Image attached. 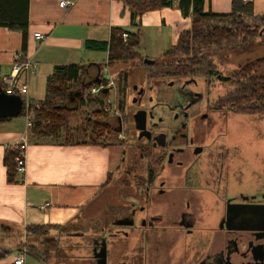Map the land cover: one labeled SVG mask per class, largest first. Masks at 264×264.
Masks as SVG:
<instances>
[{"label":"flooded vegetation","instance_id":"obj_1","mask_svg":"<svg viewBox=\"0 0 264 264\" xmlns=\"http://www.w3.org/2000/svg\"><path fill=\"white\" fill-rule=\"evenodd\" d=\"M198 85L190 78L165 101L148 97L154 103L137 111H145L142 130L132 115L135 140L129 144L131 151L121 150L119 163L126 165L123 171L137 190L119 209L121 215L111 225L115 229L105 234L103 229L94 241L95 257L105 241L106 264H264V198L233 196L237 200L231 202L228 197L222 146L229 129L211 137L214 111L206 99L205 110H200L205 97L191 90ZM139 92L134 102L140 105L145 91ZM115 116L110 120L116 119L117 129L131 125L130 116ZM210 195L217 199L215 218ZM133 237L139 250L130 247L125 256L119 243ZM215 245L220 247L217 252L212 251Z\"/></svg>","mask_w":264,"mask_h":264},{"label":"rangeland","instance_id":"obj_2","mask_svg":"<svg viewBox=\"0 0 264 264\" xmlns=\"http://www.w3.org/2000/svg\"><path fill=\"white\" fill-rule=\"evenodd\" d=\"M244 23L251 24V21L247 19L244 20ZM246 30L257 36L264 35V26L261 25ZM257 38L255 37V42L258 41ZM171 45L168 38L159 46L143 39L136 48V52L139 54L138 59L114 61L109 65H107V53L105 52H95L86 58L97 65L94 67L83 65V68L88 70L85 78L84 76L82 78L83 82H92L93 77L99 72V78L103 74L113 82L112 88L106 94L96 95H91L87 90L84 98L88 97L90 102L87 101L83 107L73 110L67 117L65 126L53 139H40L39 141L62 142L65 140L64 138H67L69 142L76 145L88 146L92 142L97 143L108 147L112 153L116 151L118 153L117 163L113 164L112 162L107 184L95 200L86 205L79 221L66 226H46L44 228L29 226L22 230L7 226L0 237V255L24 254L26 264H42L37 258L45 264H94L93 261L90 263L79 259L77 255L86 254L89 255V258L91 257L89 244L99 237L103 229L104 234L115 229L111 225L121 215L118 213L119 209L125 208L126 204L131 201V195L137 190L134 188L132 177L125 175L123 171L126 169V165L119 163L121 150L126 148L131 151L133 146H129V144L135 140L132 135V115L139 109H149L154 100L151 103L148 101V97L156 101H165L169 96L174 95L179 84L190 78L199 83L191 90L200 91L205 97L200 110H205V99L213 107V118L216 124L211 132V137L226 128L229 129L228 141H225L226 146L222 147L226 151L224 152V162L229 171L228 197L231 202L237 200L233 196H239L238 199L255 197L259 200L262 197V200L264 198V112L254 115L238 114L233 105L223 102L230 94L236 93L234 82L237 80L235 74L238 67L244 64L248 58L253 59L264 55V49L257 48V51L253 50L247 53L237 50L230 51L224 43L223 47H211L208 51L209 55L204 54L206 61L203 62H208L210 65L201 66L203 70L207 67L211 68L214 76H210L201 75L200 65L197 67L193 64L199 61V57L203 54L197 56L191 52L189 56L177 55L170 50ZM201 50L204 53L207 52L205 48ZM145 59L153 60L155 64H143ZM179 66H184L185 71L188 69L192 71L184 76L183 74L186 72L179 73V70L176 69ZM39 77L28 82V92L33 97L28 100L29 103L32 101L36 104L37 101L44 99L46 79L42 76ZM170 83H173L172 88L168 87ZM138 90L145 91L140 105L134 102L136 98L139 99ZM98 102L108 105L112 110H117L118 114L115 117L119 118L125 114L130 116L131 125H123L120 132L124 139L121 138L119 132L115 131L118 126L114 118L107 120L109 127L112 128L102 129L101 119L94 112L100 108ZM71 103L73 102L71 101ZM258 104L260 101L256 102V105ZM216 112L226 113L227 118H222V114L217 115ZM14 118L24 121L23 116ZM130 158L132 157L130 156ZM204 158L205 156L201 161H204ZM209 200L212 201L214 209H208L212 211L211 217L215 218L217 216V199L210 195ZM119 245H121L120 248L123 249L125 256L131 251L130 247L131 249L134 247V252L139 250L135 237L131 241L125 244L121 242ZM35 257L37 258L35 259Z\"/></svg>","mask_w":264,"mask_h":264},{"label":"crops","instance_id":"obj_3","mask_svg":"<svg viewBox=\"0 0 264 264\" xmlns=\"http://www.w3.org/2000/svg\"><path fill=\"white\" fill-rule=\"evenodd\" d=\"M59 1L62 0H29L24 53L21 34L0 27V79L10 73L15 56L21 53L37 64V71L29 77L30 83L39 76L46 79L56 66L97 65L86 59L97 51L85 49L84 44L87 40L108 41L112 28L136 34L139 45L146 39L159 46L168 38L172 47L191 24L190 17H183L176 6L146 12L134 26L129 9L119 0H68L72 4L63 8L58 6ZM231 2L205 0L204 11L227 14L231 11ZM251 5L255 13L264 12V0H252ZM35 33L43 34L44 39L37 40ZM27 96L33 99L29 92ZM21 137L27 144L25 172L17 174L15 181L9 183L4 155L7 149L17 150ZM40 139L53 137L32 134L25 118L23 122L10 118L0 123V237L7 226L22 230L29 226H66L79 221L83 209L105 187L111 167L117 163L118 153H112L106 146L76 145L67 138H64L67 142ZM88 247L90 258L86 254L77 257L97 264L94 241ZM219 248L215 245L212 251L217 252ZM14 254L0 255V264H13L19 255Z\"/></svg>","mask_w":264,"mask_h":264},{"label":"trees","instance_id":"obj_4","mask_svg":"<svg viewBox=\"0 0 264 264\" xmlns=\"http://www.w3.org/2000/svg\"><path fill=\"white\" fill-rule=\"evenodd\" d=\"M119 1L129 9L131 24L134 26L137 25L139 17L144 13L173 6L180 10L183 17H190V27L180 33L176 43L170 50L172 53L182 56H189L191 52L197 56L203 54L199 57V61L193 63L197 67L200 65L201 75L214 76L210 67L204 70L201 69L202 65H210L208 62H203L206 61L204 60V54L209 55L208 51L211 47H223L224 43L230 51L237 50L247 53L253 50L257 51V48L264 49V35L257 36L246 30L250 27L264 26V12L255 13L251 3L232 0L229 13L215 14L211 11H204L205 0ZM28 8L29 0H0V27L21 34V51L23 53L27 48ZM247 19L251 21V24L244 23V20ZM125 33L127 38L124 40L123 34ZM255 37H258L257 42L254 41ZM138 46L139 39L136 34H131L117 27L110 30L108 41L87 40L84 44V48L87 50L106 52L107 65L114 61L138 59L139 54L136 52ZM202 48H205L207 52L204 53L201 50ZM176 69L179 70V73L186 72L183 74L184 76L192 71L189 69L185 71L184 66H179ZM86 72L87 70L79 65L54 67L53 72L45 80L44 99L36 104L31 101L28 108V113L32 116V127L30 129L32 134L52 137L58 135L59 130L67 123L69 114L73 110L83 107L87 101L90 102L88 97L84 98V94L95 83L89 85V82H83L82 78L83 76L85 78ZM235 75L237 76V80L234 82L236 93L230 94L223 102L233 105L235 112L238 114L254 115L264 112V55L246 59L244 64L238 67ZM0 89H4L1 79ZM101 94L106 93L102 92ZM258 101H260V104L256 105ZM98 105L100 108L94 110V112L101 119L100 126L103 127L102 129H110L107 122L110 114L103 111L104 105L102 103L98 102ZM24 115L25 109H22L19 116L24 117ZM6 120L8 119L0 118V123ZM90 144L98 145L93 142ZM15 155V150L7 149L3 159L9 183L14 182L16 177ZM109 177L110 174L107 182ZM33 227L44 228L46 226Z\"/></svg>","mask_w":264,"mask_h":264},{"label":"built area","instance_id":"obj_5","mask_svg":"<svg viewBox=\"0 0 264 264\" xmlns=\"http://www.w3.org/2000/svg\"><path fill=\"white\" fill-rule=\"evenodd\" d=\"M243 2L251 3L252 0H241ZM72 4V1L62 0L59 1L58 6L63 8ZM34 37L37 40L44 39V35L40 33H35ZM127 38V34H123V39ZM37 71V64L29 60L24 56V54H18L14 58L13 66L10 73L1 78V82L3 85V91L6 94H15L21 97L23 101V108L25 109V121L26 127L31 129L32 127V116L28 113V108L30 103L28 102L29 97L28 94V80L31 74ZM96 79V78H95ZM94 79V80H95ZM101 81L99 84H94L90 89L89 93L91 95H96L102 93L104 89L110 90L113 86V82L108 78V76L101 75ZM109 92V91H108ZM107 92V93H108ZM103 111L109 112L111 116L117 115V110L109 107L108 105L103 106ZM26 139L24 137L20 138L19 144L15 147L16 155L14 157L15 162V172L18 175H22L25 172V158L24 151L26 148ZM24 254H19L14 260L13 264H24Z\"/></svg>","mask_w":264,"mask_h":264},{"label":"water","instance_id":"obj_6","mask_svg":"<svg viewBox=\"0 0 264 264\" xmlns=\"http://www.w3.org/2000/svg\"><path fill=\"white\" fill-rule=\"evenodd\" d=\"M144 64L152 65L155 62L153 60L145 59L143 61ZM100 73L98 72L96 75V79L89 83L99 84L101 79L99 78ZM109 90L104 89L103 93H107ZM141 90L139 93H141ZM23 108V101L20 96L15 94H6L3 90L0 89V118L2 119H10L14 117H18ZM145 120V111H139L134 115V122L136 124L137 129L142 130L144 127ZM141 122V123H140ZM117 132H121V129H117ZM118 224H126L125 222H119ZM99 254L96 255L98 264H106V247L105 241L101 242V248L99 250Z\"/></svg>","mask_w":264,"mask_h":264}]
</instances>
